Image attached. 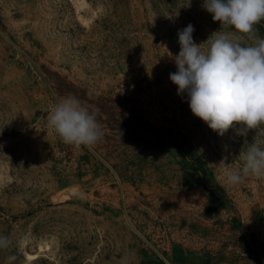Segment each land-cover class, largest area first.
<instances>
[{"label": "rangeland", "instance_id": "374dc122", "mask_svg": "<svg viewBox=\"0 0 264 264\" xmlns=\"http://www.w3.org/2000/svg\"><path fill=\"white\" fill-rule=\"evenodd\" d=\"M203 3L0 0V264H264V179L224 180L264 135L219 136L169 78L179 30L232 31ZM69 93L92 148L48 126Z\"/></svg>", "mask_w": 264, "mask_h": 264}, {"label": "clouds", "instance_id": "9594fccd", "mask_svg": "<svg viewBox=\"0 0 264 264\" xmlns=\"http://www.w3.org/2000/svg\"><path fill=\"white\" fill-rule=\"evenodd\" d=\"M202 7L214 22L232 31L212 34L206 50L193 41L191 23L178 31L177 71L169 74L177 95L186 94L193 115L219 136L234 125L241 126V135L249 130L264 135V38L257 36L255 28L264 21V0H204ZM245 37L251 43H245ZM47 123L66 145L92 148L104 138L95 114L70 93L57 102ZM249 177L264 179L260 143L248 146L242 166L229 170L224 180L235 187ZM11 244L8 236L0 235V250ZM7 259L11 264L17 257Z\"/></svg>", "mask_w": 264, "mask_h": 264}]
</instances>
